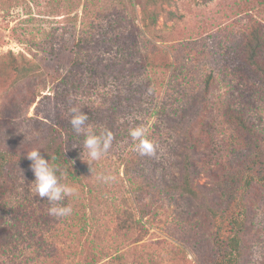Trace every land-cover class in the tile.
Returning <instances> with one entry per match:
<instances>
[{"label":"rangeland","instance_id":"obj_1","mask_svg":"<svg viewBox=\"0 0 264 264\" xmlns=\"http://www.w3.org/2000/svg\"><path fill=\"white\" fill-rule=\"evenodd\" d=\"M256 25L264 0H0V150L10 154L0 237L15 218L38 220L35 234L20 227L24 241L5 237L0 264H207L221 250L206 206L228 201L244 219L236 264H264V183L243 187L248 167L264 170V76L244 52ZM101 73L104 89L73 85ZM83 103L96 111L89 125L120 133L90 170L82 164L80 181H67L78 189L63 201L73 213L56 218L34 192L26 151L41 152L54 124ZM141 125L153 155H140L129 135ZM186 147L198 200L166 188ZM29 235L44 238L40 256Z\"/></svg>","mask_w":264,"mask_h":264},{"label":"trees","instance_id":"obj_2","mask_svg":"<svg viewBox=\"0 0 264 264\" xmlns=\"http://www.w3.org/2000/svg\"><path fill=\"white\" fill-rule=\"evenodd\" d=\"M244 52L246 61L264 76V27L257 25L252 27L245 43ZM97 59L101 60V58L99 57ZM101 74L102 75L97 74L101 79H94L87 84H85V82L81 78H78V83H74L73 85L77 87V89L83 87L84 92L87 94L96 92L99 89H104L106 87V82L108 83V80L105 79L107 78V76H105L104 73ZM70 81L74 82L72 78H70ZM64 82L65 81H62V83ZM89 90H91V92ZM108 94L109 92L103 95ZM87 106L88 103H83L82 111L85 112L88 117H92L93 113L96 115L95 109ZM86 110H88V112H86ZM230 114L234 115L233 113ZM234 116L237 122L244 129H247L249 131L251 130L249 124L244 120L242 116ZM110 119H112V117L106 120ZM105 129L112 132L113 137L115 138V140L113 139L112 142H116L118 133H120V129L114 128L113 130V128L111 127L95 128L97 133L104 131ZM48 136L49 138L46 142L45 147L41 150V154L45 159H49L50 162L58 165L62 172H66V176L64 177L66 181H80L82 179V177L79 176V172L82 171L80 170V168L85 166L86 169L90 170V167L87 166L88 163L85 162L83 160V157L81 156L84 137L82 135H77L73 131L69 121L67 123L54 124V127L51 129ZM256 137L259 141V148L264 152V139L258 136V134L256 135ZM187 149L188 147H186L184 154H182V157L179 160V179L177 181L175 179H171L172 181L169 182V185L166 188H168L167 191H173V187L177 186L179 193L198 200L201 198V195L193 186L192 159L191 153ZM9 155L10 154L8 152L0 150V178H4L6 164H8V162L10 161L8 160ZM262 161H264V158L262 159ZM82 164L84 166H82ZM257 175H259L260 178H257ZM256 179H258L259 182L264 183V170L263 172H260L254 166L248 167L247 172L244 174L243 187H250ZM225 188L226 186L224 187V191ZM203 199L205 198L203 197ZM231 206V201H228L227 204H224L220 207H214L209 204H207L206 206V209L209 212L211 218L216 222V231L214 233L213 241L215 243V246L219 250H221L217 260L207 264H236L239 260L241 253L240 233L243 228L244 219L241 218L239 214L233 213ZM3 221L4 220L0 218V223H2ZM47 222L48 221H46V224ZM23 223L27 224L24 226ZM32 225H38L37 217L34 219L31 215L28 214L24 215L23 219H21V217L15 218V223L9 224V227L4 230V236L1 234L3 237H0V247H7L11 245V242L8 239H5V237H9V239H11V241L13 242H16L15 240L17 238L22 237L20 227H27L30 233L35 234L36 230L32 228ZM1 230L2 227L0 228V232ZM29 236L30 237L28 238V244L26 247L34 248L37 251V256H40L39 251L42 250L41 246L43 247V244L46 243L44 238L42 237V235H40L39 237L35 235ZM22 241H24V238ZM48 241L49 240H47V246ZM48 247L50 248L51 246ZM53 249L54 247L52 246L51 251ZM34 259V256H32L31 261H34ZM20 263L24 264L26 263V261L21 258Z\"/></svg>","mask_w":264,"mask_h":264},{"label":"clouds","instance_id":"obj_3","mask_svg":"<svg viewBox=\"0 0 264 264\" xmlns=\"http://www.w3.org/2000/svg\"><path fill=\"white\" fill-rule=\"evenodd\" d=\"M69 123L77 135H82V152L86 150L88 165L101 159L111 148L114 139L110 130L97 131L88 124V115L81 110V107L72 106L68 110ZM129 135L136 142V150L140 155H153L155 146L148 139V128L135 126L129 129ZM41 148H32L26 151L27 158L31 161L30 167L34 173V192L41 198H46L50 207L49 214L56 218L69 217L73 213L71 204H64L66 198L76 197L78 189L68 183L58 165L45 159L40 152ZM59 173V175H58ZM112 177L98 175L97 180L107 182Z\"/></svg>","mask_w":264,"mask_h":264}]
</instances>
